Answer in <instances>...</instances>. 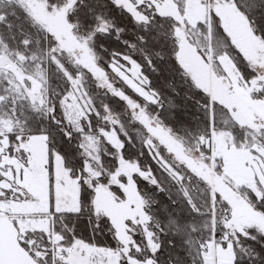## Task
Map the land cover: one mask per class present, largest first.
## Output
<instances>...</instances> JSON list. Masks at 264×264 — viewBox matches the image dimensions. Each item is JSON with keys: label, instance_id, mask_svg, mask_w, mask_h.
Returning a JSON list of instances; mask_svg holds the SVG:
<instances>
[{"label": "rangeland", "instance_id": "obj_1", "mask_svg": "<svg viewBox=\"0 0 264 264\" xmlns=\"http://www.w3.org/2000/svg\"><path fill=\"white\" fill-rule=\"evenodd\" d=\"M3 1L19 5L37 26L45 29L55 41V56L64 53L73 64L85 70L100 95L121 100L130 122L138 125L148 138L153 139L147 126L156 125L204 169L201 176L193 174L177 158L173 160L157 140L152 144L145 139L144 148L150 160L177 186L195 179L210 189L212 236L209 242L198 244L203 264H233L238 237L252 239L251 231L264 236L263 230L244 218H235L232 211L234 206L243 205L256 211L248 193L258 201L264 198V140L256 139L254 134L264 129V97L261 98L264 87L258 96L250 93L257 80L264 82V45L232 1L114 0L116 6L138 23H148L147 11L175 20L178 64L194 85L209 96L210 107L216 104L227 110L231 120L252 137L250 142L246 140L237 147L232 135L214 129L210 119L209 137L203 146L209 156L201 152L199 145L193 148L185 144L154 122L155 116L147 110V105L157 102V97L146 89L147 80L136 63L121 57L110 65L111 73L97 65L90 48L91 35L84 34L69 21L77 0H65L59 7L48 5L46 0ZM210 13L219 18L221 28L257 73L256 78L243 79L229 56L212 55ZM199 24L206 25L207 34ZM110 29L104 22L99 24L101 32L107 33ZM202 47H207L206 56L200 53ZM0 75L11 93L8 114H0V229L3 233L0 264H119L121 260L128 264H156L153 258L142 257V248L135 240L136 236L142 237L148 253L155 255L162 233L160 223L148 213L149 201L138 191L135 177L159 190L160 184L149 169L143 170L137 161L123 158L124 143L110 115L103 117L102 126L95 131L90 128L88 114L93 108L81 76L71 78L66 74L70 89L61 103L64 124L54 121L64 134L71 133L67 139L75 142L82 152L85 168L81 181L94 192L95 213L110 222L114 239L120 245L117 251L96 248L79 240L65 245L63 237L54 232L51 214L79 210V180L70 177L57 154L53 155L50 178L47 139L25 135L15 103L17 98L24 100L34 111L53 117L45 77L40 70L31 74L24 71L1 41ZM235 92L241 104L246 105L243 113L234 105ZM105 155L115 160L113 171L103 167L101 159ZM214 197L220 200L218 209ZM259 214L264 221V216ZM215 225L222 228L221 240L214 237ZM11 231L13 239L8 236Z\"/></svg>", "mask_w": 264, "mask_h": 264}, {"label": "trees", "instance_id": "obj_2", "mask_svg": "<svg viewBox=\"0 0 264 264\" xmlns=\"http://www.w3.org/2000/svg\"><path fill=\"white\" fill-rule=\"evenodd\" d=\"M46 1L56 7L65 3V0ZM225 1H232L236 9L239 7L240 14L241 11L248 14V20L253 21L251 24L248 22L251 31L264 45V3L261 0ZM146 15L148 23H138L128 12L116 6L114 0H77L69 21L84 34L91 35L93 57L107 73H111L110 65L121 57L129 58L138 65L147 80L146 89L157 97V102L148 104L147 110L154 116L159 113L164 118L160 124L185 144L193 148L199 145L201 152L209 156V151L203 146L209 137L210 119L214 129L232 135L235 146L240 147L246 140L250 142L251 135L231 120L227 110L216 104L210 107L209 96L194 85L178 64L174 37L178 23L153 11H147ZM209 17L212 55L229 56L243 79L249 81L256 78L257 73L221 28L219 18L214 13H210ZM101 22L111 27L110 32L98 30ZM198 27L207 34L206 25L199 24ZM0 41L24 71L30 74L42 71L48 100L53 106V117H45L34 111L26 101L17 98L16 113L23 132L30 137H46L50 178L53 155L57 154L70 177L79 180L78 212L51 214L53 230L63 237L64 244L70 245L79 240L105 250L117 251L120 248L108 219L94 211L93 190L81 181L85 159L80 148L66 138L54 121L57 119L64 124L61 103L70 89L68 74L71 78L79 75L82 78L93 108L88 114L90 128L95 131L102 126L103 117L110 115L124 143L123 158L137 161L143 170L149 169L160 184L161 190L135 177L138 191L149 201L148 213L160 223L162 230L160 248L155 255L148 253L142 237H135L142 248V257L153 258L156 264H203L198 244L209 242L212 236L210 189L195 179L181 187L171 181L148 157L144 148L146 133L130 122L124 103L118 98L100 95L92 77L73 64L64 53L60 57L55 56L52 36L37 26L16 3L0 0ZM207 51V47H202L200 53L206 56ZM10 96V90L0 75V114H8ZM254 134L256 139L264 140V129ZM101 163L110 171L116 166L115 160L108 155L102 156ZM185 174L190 175L186 171ZM247 196L256 211L264 216V198L258 201L251 193ZM214 204L218 209V197H215ZM250 234L252 239L238 237L239 247L235 249L233 264H264V236L255 231ZM214 237L218 240L223 237L222 228L218 225H215ZM119 264L128 263L121 260Z\"/></svg>", "mask_w": 264, "mask_h": 264}, {"label": "water", "instance_id": "obj_3", "mask_svg": "<svg viewBox=\"0 0 264 264\" xmlns=\"http://www.w3.org/2000/svg\"><path fill=\"white\" fill-rule=\"evenodd\" d=\"M147 131L149 135L161 143L170 153V155H175V157L183 163V165L193 174L201 176L204 174V169L198 167L196 161L189 156L183 149L178 148L172 141V139L165 133V131L154 124H149L147 126ZM215 201V197L213 198ZM233 216L237 219L244 218L250 224L258 227L264 231V221L261 215L249 207L248 205H243L241 207H233Z\"/></svg>", "mask_w": 264, "mask_h": 264}, {"label": "clouds", "instance_id": "obj_4", "mask_svg": "<svg viewBox=\"0 0 264 264\" xmlns=\"http://www.w3.org/2000/svg\"><path fill=\"white\" fill-rule=\"evenodd\" d=\"M261 2L264 3V0H261ZM237 10L240 11V8L238 7ZM241 15L244 16L245 20H248V14L246 12L241 11ZM248 22L250 24L253 23V21H251V20H248ZM49 111H51V110H49ZM153 119H154V122H156V123H163L164 118L162 116H160L158 113ZM168 127L170 128V126H168ZM65 136H66V138H70L71 133L65 132ZM145 139L149 140V143H152V144L156 143V141L154 139H150L147 136L145 137ZM171 158L173 160L176 159L175 155H172Z\"/></svg>", "mask_w": 264, "mask_h": 264}, {"label": "crops", "instance_id": "obj_5", "mask_svg": "<svg viewBox=\"0 0 264 264\" xmlns=\"http://www.w3.org/2000/svg\"><path fill=\"white\" fill-rule=\"evenodd\" d=\"M234 95L236 94V98H235V100H234V105H235V107L237 108V109H239L242 113L244 112V109L246 108V105H242L241 104V102H240V100H239V96H238V94L235 92V93H233ZM0 219H2V218H0ZM14 229V228H13ZM14 233H16V231H15V229H14ZM14 233L11 231V233H8V236H9V238H12L13 239V235H14ZM2 235H3V233H2V231H1V229H0V239H1V237H2Z\"/></svg>", "mask_w": 264, "mask_h": 264}, {"label": "built area", "instance_id": "obj_6", "mask_svg": "<svg viewBox=\"0 0 264 264\" xmlns=\"http://www.w3.org/2000/svg\"><path fill=\"white\" fill-rule=\"evenodd\" d=\"M263 87H264L263 81H261V80L256 81L253 84V86L251 87V91H250L251 95H254V96L260 95L262 93L261 91H262Z\"/></svg>", "mask_w": 264, "mask_h": 264}]
</instances>
